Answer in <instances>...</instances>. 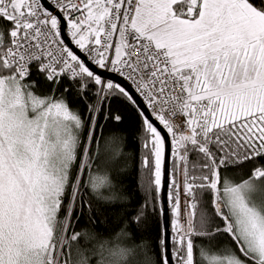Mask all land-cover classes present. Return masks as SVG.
<instances>
[{
  "label": "snow or ice",
  "instance_id": "6c2138e0",
  "mask_svg": "<svg viewBox=\"0 0 264 264\" xmlns=\"http://www.w3.org/2000/svg\"><path fill=\"white\" fill-rule=\"evenodd\" d=\"M113 101L155 262L104 235L135 164ZM0 264H264V0H0Z\"/></svg>",
  "mask_w": 264,
  "mask_h": 264
},
{
  "label": "trees",
  "instance_id": "16d2710c",
  "mask_svg": "<svg viewBox=\"0 0 264 264\" xmlns=\"http://www.w3.org/2000/svg\"><path fill=\"white\" fill-rule=\"evenodd\" d=\"M71 99V97H70ZM112 110L124 115V120L116 125L113 122H109L105 129V133H110L113 130H118L124 136V151L131 157L135 158V164L132 160H129L128 167L124 168L123 165L116 161L114 162L118 168H120V190L129 196V199L124 204H117L102 209L101 217L104 229H110L104 233L108 237L115 236L121 228L127 227L130 237L128 239L135 241L136 244L143 246L144 251L139 252L136 259L143 260L145 255L151 256L153 262L158 258V249L156 247L159 234L160 223L164 218H158L155 214H151L148 218V222L143 226H136L131 223H126L130 215L135 214L140 205L144 203V194L139 187L142 170L139 166L140 159V140L139 127L137 117L133 112L127 109L119 101L112 102ZM238 175V174H237ZM81 226L88 229H95L102 231V229L96 228V225L88 222L87 216L81 220Z\"/></svg>",
  "mask_w": 264,
  "mask_h": 264
},
{
  "label": "water",
  "instance_id": "95a60500",
  "mask_svg": "<svg viewBox=\"0 0 264 264\" xmlns=\"http://www.w3.org/2000/svg\"><path fill=\"white\" fill-rule=\"evenodd\" d=\"M67 40H70V36H68L67 37ZM71 46V45H70ZM108 78H112V76L114 75V74H112V73H106L105 74ZM166 166H170V161L169 160H166ZM169 217H170V213H169Z\"/></svg>",
  "mask_w": 264,
  "mask_h": 264
},
{
  "label": "built area",
  "instance_id": "2783aa9c",
  "mask_svg": "<svg viewBox=\"0 0 264 264\" xmlns=\"http://www.w3.org/2000/svg\"><path fill=\"white\" fill-rule=\"evenodd\" d=\"M49 3H51V0H48Z\"/></svg>",
  "mask_w": 264,
  "mask_h": 264
}]
</instances>
